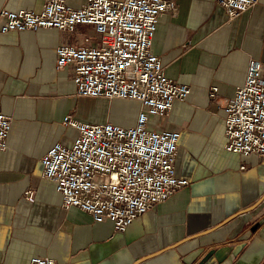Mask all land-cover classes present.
Wrapping results in <instances>:
<instances>
[{"label": "crops", "instance_id": "1", "mask_svg": "<svg viewBox=\"0 0 264 264\" xmlns=\"http://www.w3.org/2000/svg\"><path fill=\"white\" fill-rule=\"evenodd\" d=\"M172 1L176 15L159 17L151 48L165 75L190 89L160 119L179 133L174 168L189 183L123 232L64 207L41 177L42 155L76 134L62 123L65 116L91 123L112 117H96L88 105L104 98L76 94L71 65L55 67L57 46H96L99 35L85 24L71 33L0 31V110L11 121L0 151V264H28L34 256L56 264H264V159L225 149L224 120L210 96L215 87L216 98L232 97L251 59L264 66V0L233 20L214 0ZM64 2L79 8L85 0ZM42 6L0 0V9Z\"/></svg>", "mask_w": 264, "mask_h": 264}, {"label": "built area", "instance_id": "2", "mask_svg": "<svg viewBox=\"0 0 264 264\" xmlns=\"http://www.w3.org/2000/svg\"><path fill=\"white\" fill-rule=\"evenodd\" d=\"M229 20L258 0H214ZM172 0H85L79 8L64 0H43L41 11L0 9V31L41 28L71 33L76 25L93 27L99 43L59 45L55 67L71 65L78 96L131 99L140 103L134 124L91 123L67 115L62 123L76 134L58 141L42 155L41 177L51 181L64 207L88 212L94 221H111L123 232L138 216L188 185L174 163L179 133L162 128L175 101H185L189 87L169 79L152 41L162 14L176 15ZM88 38H85L87 41ZM225 124L227 151L264 159V66L251 59L245 81L233 96L216 98ZM10 117L0 110V151L6 148ZM25 197L32 201V191ZM28 264H56L31 257Z\"/></svg>", "mask_w": 264, "mask_h": 264}, {"label": "rangeland", "instance_id": "3", "mask_svg": "<svg viewBox=\"0 0 264 264\" xmlns=\"http://www.w3.org/2000/svg\"><path fill=\"white\" fill-rule=\"evenodd\" d=\"M88 105H90L91 112L96 117H103L108 112V115L111 113L112 117L105 121H111L123 126L134 124V117L136 119L137 112L139 111L138 105L132 102L131 99H113L111 101L102 99L95 101V103L89 100Z\"/></svg>", "mask_w": 264, "mask_h": 264}]
</instances>
